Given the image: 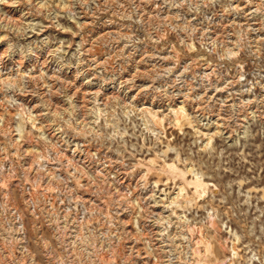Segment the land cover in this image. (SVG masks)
Listing matches in <instances>:
<instances>
[{"label": "rangeland", "instance_id": "rangeland-1", "mask_svg": "<svg viewBox=\"0 0 264 264\" xmlns=\"http://www.w3.org/2000/svg\"><path fill=\"white\" fill-rule=\"evenodd\" d=\"M0 264H264V0H0Z\"/></svg>", "mask_w": 264, "mask_h": 264}, {"label": "bare ground", "instance_id": "bare-ground-1", "mask_svg": "<svg viewBox=\"0 0 264 264\" xmlns=\"http://www.w3.org/2000/svg\"><path fill=\"white\" fill-rule=\"evenodd\" d=\"M156 112V111H155ZM170 168V167H169Z\"/></svg>", "mask_w": 264, "mask_h": 264}]
</instances>
